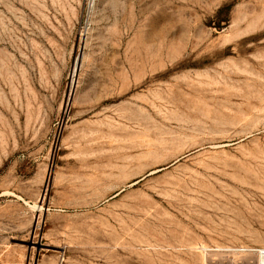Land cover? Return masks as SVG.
I'll list each match as a JSON object with an SVG mask.
<instances>
[{
	"label": "rangeland",
	"instance_id": "1",
	"mask_svg": "<svg viewBox=\"0 0 264 264\" xmlns=\"http://www.w3.org/2000/svg\"><path fill=\"white\" fill-rule=\"evenodd\" d=\"M259 250L264 0H0V264Z\"/></svg>",
	"mask_w": 264,
	"mask_h": 264
},
{
	"label": "bare ground",
	"instance_id": "2",
	"mask_svg": "<svg viewBox=\"0 0 264 264\" xmlns=\"http://www.w3.org/2000/svg\"><path fill=\"white\" fill-rule=\"evenodd\" d=\"M242 251V250H241ZM257 252V255H256V264H264V250H259V251H256ZM255 252V253H256Z\"/></svg>",
	"mask_w": 264,
	"mask_h": 264
}]
</instances>
